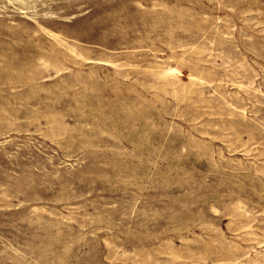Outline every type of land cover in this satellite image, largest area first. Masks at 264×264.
<instances>
[{
	"label": "rangeland",
	"instance_id": "obj_1",
	"mask_svg": "<svg viewBox=\"0 0 264 264\" xmlns=\"http://www.w3.org/2000/svg\"><path fill=\"white\" fill-rule=\"evenodd\" d=\"M0 264H264V0H0Z\"/></svg>",
	"mask_w": 264,
	"mask_h": 264
}]
</instances>
